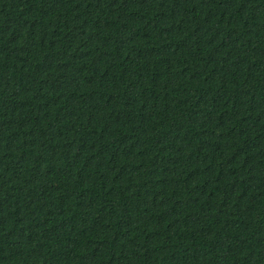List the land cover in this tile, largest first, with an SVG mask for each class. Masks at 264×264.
Returning <instances> with one entry per match:
<instances>
[{
	"label": "trees",
	"instance_id": "1",
	"mask_svg": "<svg viewBox=\"0 0 264 264\" xmlns=\"http://www.w3.org/2000/svg\"><path fill=\"white\" fill-rule=\"evenodd\" d=\"M0 264H264V0H0Z\"/></svg>",
	"mask_w": 264,
	"mask_h": 264
}]
</instances>
